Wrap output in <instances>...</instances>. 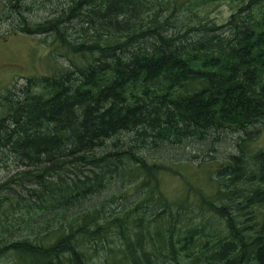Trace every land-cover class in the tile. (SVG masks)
Instances as JSON below:
<instances>
[{"label":"trees","instance_id":"1","mask_svg":"<svg viewBox=\"0 0 264 264\" xmlns=\"http://www.w3.org/2000/svg\"><path fill=\"white\" fill-rule=\"evenodd\" d=\"M150 1L72 0L71 9H88L84 13L86 16L81 17L89 29L92 16H99L107 22H100L107 25L97 27L103 33L86 30L79 36L84 39L77 44H81L80 48L90 61L82 67L70 60L73 65L70 63L63 67L59 74L41 79L32 77L38 80L36 83L28 79L31 88H38V92L23 94L26 100L23 103L4 96V114L0 117V150H8L15 157L12 162L27 169H21L11 180L31 184L30 188L23 183L20 186L24 187L31 200L37 201L31 209L41 222L47 220L43 216L48 211H55L59 206L67 209L60 200L64 202L63 199L74 195L84 198L86 191L92 189L81 181H74L73 187H65L64 179V185L57 186L49 180L50 174L56 176L57 172L64 176L65 172L72 173V170L78 174L79 164L97 161L101 156L110 157L118 167L132 173L134 185L129 188L138 192L137 198L126 199L118 189L120 184L113 177L114 173L105 168L94 181H98L96 185L101 182L116 185L108 196H123L116 201L117 207L116 204H105L99 217L95 205L91 210H82V225L77 229L68 226L61 231L51 230L55 227L52 221L38 227L26 223L9 229L6 226L9 214H18L22 209L28 216L32 213L20 190L14 185H5L4 188L10 190L11 200L18 201L12 192L22 197L19 199L22 207L9 206L7 210L0 207V245H4L0 246V257L2 254L6 257L10 253L15 255L5 264H88L83 255V245L91 240L103 250L108 243L110 229L116 232L114 236L118 240L101 264H264V151L251 156L253 167L248 168L243 148L239 146L228 164L217 167L214 174L220 186L206 196L197 193L201 205L196 208L193 205L189 213L198 214V222L184 221L179 234L173 230L181 224L177 217L180 210L166 203L156 191L151 192L156 184L152 178L157 166L149 163L137 167L120 157L122 153L112 150L98 152L105 145V139L146 126L150 129L157 127L161 133L166 129L172 130L171 137L175 143L187 147L189 137L190 140L205 139L212 136L210 131L213 129L224 127L231 132L241 129L239 132L242 133L244 128L255 122L264 124V0H239L225 25L190 20L180 26L182 35L170 36L160 32L167 27V22L155 12L147 14L149 20L140 18L135 23V15L147 10ZM218 1L221 0L203 3ZM99 8H105V12ZM125 8L134 12L132 16L135 18L131 22L127 17H120ZM111 9L119 18L108 20L104 16ZM65 12L68 11H60L59 14L68 19ZM62 17L38 23L41 31L28 26L23 27V31L29 34L53 32L54 38L66 39ZM202 25L209 28L208 31H230V37L225 43L208 33L182 39L204 29ZM112 27H122L117 28L122 35L120 39L117 36L119 40L114 42V46L108 39L103 40L104 36L114 33ZM147 36L155 38L153 44L145 46L148 51L140 47L126 57L121 56L123 51L134 48L135 45L128 46L131 39L142 41ZM118 50L121 52H116ZM73 80L79 81L76 90L69 85ZM161 115L167 117V122L158 123ZM175 116H179L183 124L179 125ZM8 124L13 127H8ZM252 129L251 134L247 132V137L257 136L256 127ZM240 139L244 140V136ZM68 143L72 147L63 149ZM98 153L101 155L96 157ZM179 154H185V150ZM85 171L81 170L80 174ZM43 196L58 207L47 208ZM141 198L143 202L138 201ZM3 199L5 201V196ZM160 210L163 216L157 214ZM139 211L145 219L140 217L134 221L135 227H129V213L139 215ZM165 213L172 216H165ZM96 217L97 222L90 231L88 218L90 223ZM22 219L18 216L13 220ZM205 222H211L208 228H202ZM31 227L34 229L26 234L28 240L40 236V240L34 243L25 241L26 235L20 233Z\"/></svg>","mask_w":264,"mask_h":264},{"label":"rangeland","instance_id":"2","mask_svg":"<svg viewBox=\"0 0 264 264\" xmlns=\"http://www.w3.org/2000/svg\"><path fill=\"white\" fill-rule=\"evenodd\" d=\"M71 1L72 0H0V103H2V105H0V117L4 114V96L13 97L12 99H15V101L23 103L26 102L23 98V94L38 92V88H31L32 85L28 83V79L34 80L32 77L41 79V77L44 76L59 74L63 71V67L66 68L69 66L71 63L70 60L75 65L82 67H85L86 63L90 61L84 50L80 48V43H82V39L84 38H80L79 36H82L86 30L91 33L96 32L101 34L104 31H101V29L97 27L106 26L107 24H100V22H107L102 21L99 16L94 18L92 16L89 18V25L91 26V29H89L87 24L82 21L81 17V15L86 16L84 13H86L88 9H71ZM174 1L175 0H156L155 3V0H151V3H149L151 7L147 6L148 9L142 14L138 12L135 15L137 16L136 18L132 16L134 12H132L131 8L128 10L125 8L124 10L126 11L123 16L120 17H127L128 22H131L135 18L137 20L135 23H138L140 18H142L143 21L149 20L150 18L148 16L150 13L155 12L160 15V18H165L167 22V25H165L167 27H163L160 31L163 33L162 35L170 36L176 33L182 35L180 26L184 22L190 20H193L195 23L201 22L200 20L212 21L216 26L225 25L230 14L235 11L239 0H221L207 3H203L206 0H176L175 4ZM243 1L245 2L247 0ZM91 7L92 5L89 6V8ZM64 10L68 11L65 12L68 15V19L63 18L62 15L59 14L60 11L64 12ZM99 10H104L105 12V8H99ZM191 12L192 15L190 16ZM104 16L108 17V20L119 18L116 13H112V9L106 12ZM57 17H62L61 25L65 28L64 32L66 34V39L54 38L53 32L29 34L23 31V27L27 26L33 30L38 28L41 31L40 25H37L38 23ZM202 27L204 28L205 26L202 25ZM117 28L122 29V27H116V29L111 28L114 33L103 37L104 41L105 39L109 40L111 46H114L122 35L119 33L120 29L118 30ZM125 28L127 27H124V29ZM208 29L209 28L201 29L192 33L190 36H183L182 39L194 36L201 37L203 35L202 33H208L212 37L220 38L221 41L225 43L230 37V31L223 29H212L208 31ZM145 33H150V31H146ZM117 36H119V39ZM149 36L142 41L138 38L131 39L128 46L131 47L135 45L134 48L130 49L131 51H123V55L121 56L126 57L132 51L136 49L139 50L140 47L148 51V47L145 46H147L148 43L153 44L155 41L154 37ZM77 41L80 43L77 44ZM128 46H124V48ZM115 48L116 47H114V49ZM116 52L120 53L121 51L118 50ZM73 63L71 64L73 65ZM77 68L79 67L76 66V69ZM34 81L33 83H36L38 80L35 79ZM78 82L79 81L74 80L69 82L72 90L77 89ZM79 89L83 90L82 87H79ZM153 115H155V113H153ZM160 117L161 120H159L158 123L167 122L166 116L161 115ZM175 117L179 125L183 124L179 116ZM260 124H263V122H255L251 124L250 127L244 128L245 131L242 133L239 132L241 129L232 130L233 132L224 127L218 128L217 130L213 129L210 131L212 136H208L205 139L194 138L190 140L191 137H189L187 147H182L175 143V139L171 137L172 130L166 129L161 133L160 129L157 127L150 129L149 126H146L136 131L122 132L109 140L105 139V145L98 152L112 150V152L122 153L120 157L124 158V160H130L131 164L137 167H141V164L147 165L149 163H153L157 166L155 177L152 178V180L156 182V187H154L151 192L156 191L166 203L174 205V207L180 210V214L177 217L181 221V224L173 230L175 234H179L184 221L189 220V223L198 222V214L193 212L189 213L193 204H195V208L199 205L196 200L197 193L199 192V195L206 196L213 193L219 187L213 170L216 167L228 164L230 156L236 154L239 146L243 147L242 144H244V141L240 140L241 135L247 139H251L247 137V132L251 134L253 126L258 129L261 126ZM8 127L12 128L13 125L8 124ZM237 142H240V144ZM71 147L72 144L68 143L63 146V149L66 150ZM256 149H264V125L260 127L257 142L251 141L244 151L245 154H249ZM184 150H187L186 158L179 154V151ZM98 155L101 154H96V157ZM12 158L15 157L11 156L8 150H0L1 210H7L9 206L22 207L19 202V199H22V197L19 196L17 192H12L18 198V201L15 202L11 200L10 190L7 191V189L4 188L6 187L5 185L9 184V186L14 185V188L21 190V195L27 200L25 204L29 205L32 213L31 205L37 201L31 200L23 187L30 188L31 184L25 181L24 183L22 182L23 186H20V184H22L21 182L14 183L16 179L11 180V177L22 169L19 168V163L16 164L12 162ZM85 158L88 161V157L85 156ZM107 158L108 163H106ZM203 162L209 163L206 168L202 165ZM78 166L80 167V171L86 169L84 174H80V171L77 174L72 170L73 174L71 172H65L64 176H59L55 171L56 176H51L50 174L49 180L61 187L64 185L62 179L65 180V187H73L74 181H81L82 184L86 183V185L92 186L91 191L89 189L84 194L86 197L78 198L79 195H74L72 198L63 199L64 202L60 200L61 204L66 205L67 209H64L60 206L58 207L55 203H53V206L51 202L48 201V198L43 196V199L46 200L45 204L47 208L52 209L58 207L55 211H48V213L43 216L47 218V220L41 222L36 214L32 213L31 216H28L25 209H22L18 214H9V220L6 221V226L11 229L24 226L28 223L38 227L42 224L48 225V223L52 221L55 227L51 230L58 229L61 231L68 226L77 229L82 225L80 222L83 216L82 210H91L92 206L95 205L99 210V217L102 207L105 204L109 206L116 204L117 207L116 201L120 200L123 197L122 195L129 200H135L137 198L138 192L131 191L132 188H129L134 185L132 173L126 172L127 170L118 167L110 157L101 156L98 157L97 161L92 160L87 163L79 164ZM247 167H253L251 159L247 160ZM105 168L110 169L114 173L113 177L120 184L118 185V189L121 191L122 195L117 194L116 197L112 195V197L108 196L113 193L116 185H105L103 182H101L100 185H96L98 181H94V178L104 172ZM26 170L27 169L24 171ZM65 170L66 169H64V171ZM85 176L88 178H85ZM148 182L150 181L148 180ZM114 183L116 184L115 180ZM133 188L136 189V187ZM3 196H5V201ZM110 199H114V201L112 200V202H109ZM138 201L143 202V198ZM200 210L204 211L202 207H200ZM157 214L160 216L164 215L161 210L157 212ZM18 216H22L23 219L20 221L13 220L18 218ZM129 216H131L129 227H135L134 221H138L140 217L141 219H145L140 211L139 215L130 212ZM165 216L172 215L165 213ZM98 217L90 223V219L88 218L87 228L90 231L93 230ZM32 218L34 219L32 220ZM152 219L154 218H150V220ZM210 223L211 222H205L202 226L208 228ZM2 226L4 227L5 225L2 224ZM33 229L34 227H31L27 231L22 230L20 233L23 235L30 234ZM115 233L116 232L110 229L108 243L103 250L99 248L98 243L95 244L91 240L85 242L83 245V255L88 264H101L110 248L116 246H113V243H116L118 240L117 236H114ZM28 237L29 236L26 235L24 240L29 243L40 240V236L38 235L30 240H28ZM12 258H15L13 253H10L9 257L2 254L0 257V264H5Z\"/></svg>","mask_w":264,"mask_h":264},{"label":"bare ground","instance_id":"3","mask_svg":"<svg viewBox=\"0 0 264 264\" xmlns=\"http://www.w3.org/2000/svg\"><path fill=\"white\" fill-rule=\"evenodd\" d=\"M131 26V25H130ZM112 28H114V27H112ZM141 37V36H140ZM91 42H93V41H91ZM133 54V53H132ZM133 56V55H132ZM138 56V55H137ZM139 59H140V57H139ZM28 85V84H27ZM26 90V89H25ZM17 93V92H16ZM11 96V95H10ZM7 97V96H6ZM13 98V97H12ZM242 136V135H241ZM107 152V151H106ZM109 152V151H108ZM116 155V154H115ZM18 170V169H17ZM16 189V188H15ZM8 191V190H7ZM20 192H21V190H20ZM4 193V192H3ZM248 218V217H247ZM246 227V226H245Z\"/></svg>","mask_w":264,"mask_h":264}]
</instances>
